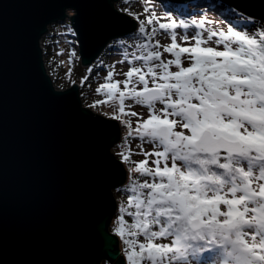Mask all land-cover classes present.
<instances>
[{"label":"snow or ice","instance_id":"6c2138e0","mask_svg":"<svg viewBox=\"0 0 264 264\" xmlns=\"http://www.w3.org/2000/svg\"><path fill=\"white\" fill-rule=\"evenodd\" d=\"M27 2L32 11L23 30L33 50L55 20L85 53L99 34L105 46L123 49L128 64L118 74L99 61L107 68L96 89L103 99L89 105L107 104L103 115L124 126L119 152L98 149L117 182L127 169L126 199L112 228L121 242L113 264H264V0H224L215 9L223 18L211 20L171 12L162 19L155 11L141 18L122 9L134 21L111 11L104 21L87 18L97 0ZM129 30L130 50L129 41L116 39ZM77 51L71 48L70 62ZM47 93L75 107L62 99L67 92ZM130 137L143 158L133 160ZM101 242L114 247L111 237Z\"/></svg>","mask_w":264,"mask_h":264},{"label":"water","instance_id":"95a60500","mask_svg":"<svg viewBox=\"0 0 264 264\" xmlns=\"http://www.w3.org/2000/svg\"><path fill=\"white\" fill-rule=\"evenodd\" d=\"M119 1L97 0L86 17L104 21L111 11L134 21L116 10ZM0 7V264H113L120 256L119 240L109 231L116 212L113 191L126 182V171L117 182L98 149L103 145L112 155L121 137L118 122L84 108L77 83L56 90L41 40L61 22L45 24L33 50L23 30L32 11L27 0H0ZM127 28L123 24L120 31ZM101 39L94 33L86 53L77 43L82 67L91 66L107 47ZM47 88L67 92L62 99L75 107L50 97ZM102 235L111 237L114 247L102 243Z\"/></svg>","mask_w":264,"mask_h":264},{"label":"rangeland","instance_id":"374dc122","mask_svg":"<svg viewBox=\"0 0 264 264\" xmlns=\"http://www.w3.org/2000/svg\"><path fill=\"white\" fill-rule=\"evenodd\" d=\"M114 5H115L116 10L119 12H122V13H125L122 11V9L129 8L132 12L139 13L141 15V18H144L148 14V12L155 11L163 19V13L164 12L155 4L149 3L148 0H125V2H123V1L116 2ZM125 14L128 15L129 17H131L132 19H134L128 13H125ZM195 14H197V13H195ZM206 14H207L209 20H211L214 17L219 18L211 10L207 11ZM191 15H193V14H191ZM173 16H174V18H179V17H176L175 15H173ZM184 17H182V18H184ZM56 25H57V27L54 28V26H56ZM62 27H63V22L50 26L47 33H49L50 29H52L54 36H52L51 38H49L47 40L46 39L44 40V43L47 45L48 54H49L48 57H49V61L51 62V65H52V71L54 74H57V78H58V80H56V79L54 80L53 78H51V79L53 81V84H54L56 90H58V91H62V90H65V89L71 87V80L70 81L66 80V77L70 76L73 71L76 72V75L78 77V79H77L78 81L80 80V78L82 76H86V71H87V70H81L79 61L76 60V62L73 63V61L70 62L68 60V56L71 54V48L76 47V43H72L74 41L73 37H72V39L67 37V39H68L67 41H69V43L67 45H64L63 43H59L60 38H61L59 35L61 33H64V28H62ZM53 28H54V30H53ZM131 37L134 39L135 34L133 33V35ZM158 37L162 40V42H164L166 39V36L159 35V33H158ZM43 38H42V40H43ZM42 40H41V42H42L41 48H42L43 53H44V49H43L44 43ZM125 41H129V38L125 39ZM60 49H63L64 51L61 52ZM129 50H130V41H129ZM121 52L122 51L110 49L109 53H111V54L110 55L107 54L104 56L105 66L108 64H112L113 67L115 68L116 73H118V74L121 73L122 71H126V68L128 67V64L124 62L122 55H120ZM76 57L79 58L78 51H77ZM44 61H45V59H44ZM61 61H63V63H61ZM94 64H95V62H94ZM45 65H46V62H45ZM69 68H71L72 71L70 74H66V73H68ZM84 69H86V68H84ZM76 70H78V72ZM106 72H107V68L104 70L101 69V71L96 73V77L93 78V80H92L93 81L92 86L90 83L88 85H86V84L81 83L80 81H79L80 85L78 83L77 84L79 87V95H80V99H81V104L84 108L89 109L93 112V114H95V113L99 114L106 119H114V118L106 117L103 115V111L107 110V108H108L107 104L97 105L95 108L89 107V105L92 103L93 100L103 99L102 93L97 92L96 89H97L98 85L105 82L104 77L106 76ZM115 78L116 79H123V76L122 75H116ZM61 85L63 86L62 88H61ZM135 107H136L137 111L141 110L139 105H136ZM96 108H100V109H102V111L98 112L96 110ZM134 119L135 118H133V120ZM118 125H119L120 130H121V137H123L124 126L119 124V122H118ZM119 143H120V141H119ZM128 144L133 149V153H134L133 159L138 160V159L143 158L140 155V153L137 151L138 142L134 138L130 137L128 140ZM110 152H111V150H110ZM118 152H119V150H118ZM111 154H112V152H111ZM125 171L127 172L126 168H125ZM120 193L121 192L113 193L115 201L120 202L121 197H122V199H126V197L122 196ZM119 249H120V247H119ZM100 264H110V263L107 261H102Z\"/></svg>","mask_w":264,"mask_h":264},{"label":"trees","instance_id":"16d2710c","mask_svg":"<svg viewBox=\"0 0 264 264\" xmlns=\"http://www.w3.org/2000/svg\"><path fill=\"white\" fill-rule=\"evenodd\" d=\"M122 1L125 2V0H122ZM148 2L155 4L163 12H171V13H173V15H175L176 17H179V18H182L184 16L186 17L188 15L195 14V13H197V14H204V13H207V11H210V10L213 13H215L217 15V17L223 18L221 16L220 12L215 10L216 9V6L218 4H220V3H222L219 0H192V1H190L188 3H185V4H174V3L168 2L167 0H148ZM232 19H233V22H235L234 17H232ZM55 27H57V25L54 26V28ZM54 28H53V30H54ZM64 32H65V29H64ZM52 36H54L53 35V31H52V29H50V32L47 33L46 36L43 38V40H42L43 43H44V40L45 39L47 40V39L51 38ZM59 36L61 37L59 43H63L64 45H67L69 43V41H67L68 40L67 37H69L71 39L73 37L72 35H67V34H65V35H61L60 34ZM130 36H132V35H130ZM130 36H127V37L122 38L120 40H125V39L129 38ZM43 49H44L43 55H44V59H45V62H46V69H47L49 75L51 76V78H53L54 80L55 79L58 80L57 74H54L53 71H52V65H51V62L49 61L48 49H47V45L45 43H44V48ZM110 49H115V50H119V51H122L123 52V49L122 48H119V47H106L105 50L101 53V55L97 59V61L95 62V64H93V65L90 66L92 68L91 71H89V68L90 67L84 69V67L81 66L80 57L79 58H77V57H74L73 58V60H72L73 63H75L76 60L79 61L81 70H87L86 71V77H88V78H87V80L83 84L88 85L90 83L91 86H92V84H93V81L92 80H93V78L96 77V73H98L99 71H101V69H103V70L106 69L105 67L102 68V67L99 66V61L100 60L104 61V56L107 55V54H109V55L111 54V53H109V50ZM122 52H121V54H122ZM76 71L78 72V70H76ZM77 79H78V77L76 75V72H74V71L71 73L70 76L66 77V80H68V81L71 80V86L73 84H75V83H78L80 85V82H79L80 80L78 81ZM121 147H122L121 146V143H117L111 149L112 154L118 152V150L120 151ZM133 160H136V159H133ZM121 188L122 187L115 189L113 191V193L121 192ZM120 194L122 196H124L122 192ZM121 199H122V197L120 198V201H121ZM119 203L120 202L116 201V212H117ZM116 212H115V214H116ZM115 214H114V216H115ZM114 216H113V218L111 220V223L109 225V231H110L111 234H113L112 233V228L114 226V223H113L114 222ZM119 247H121V242L120 241H119Z\"/></svg>","mask_w":264,"mask_h":264}]
</instances>
